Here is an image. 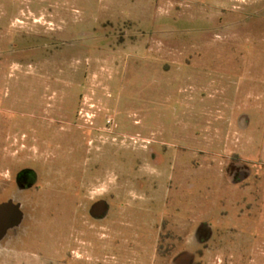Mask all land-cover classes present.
Wrapping results in <instances>:
<instances>
[{
  "label": "rangeland",
  "instance_id": "1",
  "mask_svg": "<svg viewBox=\"0 0 264 264\" xmlns=\"http://www.w3.org/2000/svg\"><path fill=\"white\" fill-rule=\"evenodd\" d=\"M19 161L47 195L33 264L60 238L79 264H166L178 230L192 264L230 229L260 264L264 0H0V200Z\"/></svg>",
  "mask_w": 264,
  "mask_h": 264
},
{
  "label": "flooded vegetation",
  "instance_id": "2",
  "mask_svg": "<svg viewBox=\"0 0 264 264\" xmlns=\"http://www.w3.org/2000/svg\"><path fill=\"white\" fill-rule=\"evenodd\" d=\"M79 117L78 119H80ZM79 128L80 125L76 123ZM72 160V159H71ZM16 167L12 166L13 169L8 168L4 173L3 178V198L0 200V244L3 253L14 252L17 253L19 264H33L31 259V254L34 253V246L39 244L35 226L42 222V216L40 214V206L42 200H46V194L40 192L41 189V179L38 171L30 167L27 164H23L22 161L16 163ZM12 165V164H11ZM79 177H77L78 179ZM83 180V177H80ZM56 185V182H54ZM87 195V190L77 191L67 193L65 197L58 200L57 198L51 197L52 204H58V211L62 213L65 211L63 206L68 199H70L71 204L73 197L75 195ZM43 195V196H42ZM45 196V197H44ZM43 198V199H42ZM87 198V197H86ZM98 200V199H97ZM95 200L94 202L96 203ZM89 201L84 202L87 206ZM52 211L55 210L51 209ZM83 216L86 219H81L83 222H88V210L87 208L82 209ZM80 221L78 219H75ZM170 232V230H168ZM177 233V245L175 246L171 242V232L167 235V243H164V253L162 258L166 260V264H171L175 258V253L180 250V246L186 240L184 239L186 233L180 230ZM228 236L226 239H222V234L212 235L211 237L203 236L200 239L202 243V248L197 251V258L192 262V264H204L207 262V256L212 253V248L217 244L225 245L227 251V264H249L250 255L249 248L243 239H241L237 231L230 229L228 230ZM63 240L64 251L60 253L59 242ZM65 238H60L58 240V256L54 259V263L60 262L61 264H79L76 259L68 255L67 242ZM213 242V244H211ZM34 247V248H33ZM177 247V248H176ZM63 253V254H62ZM260 264H264V260L257 257ZM73 259V260H70ZM5 261L0 258V263L3 264ZM76 262V263H75ZM53 263V262H52ZM5 264H8L5 262Z\"/></svg>",
  "mask_w": 264,
  "mask_h": 264
}]
</instances>
